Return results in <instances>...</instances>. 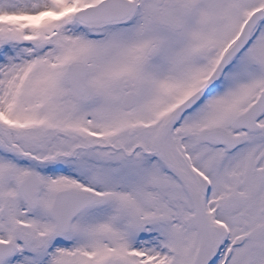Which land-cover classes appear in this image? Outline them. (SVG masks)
Segmentation results:
<instances>
[{"label": "snow or ice", "instance_id": "6c2138e0", "mask_svg": "<svg viewBox=\"0 0 264 264\" xmlns=\"http://www.w3.org/2000/svg\"><path fill=\"white\" fill-rule=\"evenodd\" d=\"M0 264H264V0H0Z\"/></svg>", "mask_w": 264, "mask_h": 264}]
</instances>
